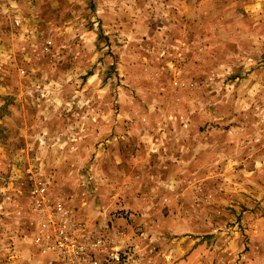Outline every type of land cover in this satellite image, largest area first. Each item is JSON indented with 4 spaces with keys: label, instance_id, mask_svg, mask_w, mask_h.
<instances>
[{
    "label": "rangeland",
    "instance_id": "1",
    "mask_svg": "<svg viewBox=\"0 0 264 264\" xmlns=\"http://www.w3.org/2000/svg\"><path fill=\"white\" fill-rule=\"evenodd\" d=\"M36 181L78 221L182 224L193 264H264V0H0V264H60L13 235Z\"/></svg>",
    "mask_w": 264,
    "mask_h": 264
},
{
    "label": "built area",
    "instance_id": "2",
    "mask_svg": "<svg viewBox=\"0 0 264 264\" xmlns=\"http://www.w3.org/2000/svg\"><path fill=\"white\" fill-rule=\"evenodd\" d=\"M35 228L30 240L38 248L55 254L60 264H157L132 245L120 250L111 247L110 237L78 221L62 203L50 197L46 184L33 185ZM114 218L132 221L127 210ZM132 216V217H131Z\"/></svg>",
    "mask_w": 264,
    "mask_h": 264
},
{
    "label": "crops",
    "instance_id": "3",
    "mask_svg": "<svg viewBox=\"0 0 264 264\" xmlns=\"http://www.w3.org/2000/svg\"><path fill=\"white\" fill-rule=\"evenodd\" d=\"M19 203L16 199L13 204H11L13 209L10 210V213L8 212L9 217L14 220H17L19 216L24 219H22L21 227L15 228L13 235L16 239L21 235H26V238L29 239V235L25 230L28 228L26 224L28 223V220L31 221L29 227H32L34 230L36 216L33 210H31V213L27 212V214L22 212L19 208L23 205V202L21 204ZM137 207L143 208V205L140 203ZM96 208L97 209H95V212L90 219L79 218V220L86 223L91 229L98 228L103 229V231L106 230V233H108L107 235L111 239V247L116 249L123 250L129 246L135 245L137 251L140 252L141 255L152 259V261H155L157 264H193L196 260L195 256L202 249V242L198 236L194 239L191 237L183 238L177 236L183 233L182 224L174 225V221L170 222L166 216L162 217L158 214H149V216L146 214L145 217L138 222V227H136V225H131L125 219L115 220V223L109 225V220L106 217L108 213L111 214L114 211L116 212L122 209L126 210V208L117 204L108 209H101L99 206ZM98 221L100 223H98ZM170 233L173 237L175 236L176 239L169 243L167 236L170 235ZM170 247H174L175 253L178 256H181V259H179L177 263H172L168 259V251L171 249ZM162 253L164 256H162Z\"/></svg>",
    "mask_w": 264,
    "mask_h": 264
}]
</instances>
